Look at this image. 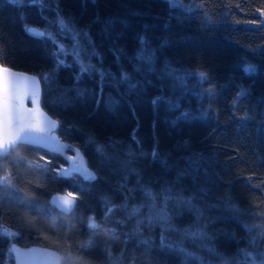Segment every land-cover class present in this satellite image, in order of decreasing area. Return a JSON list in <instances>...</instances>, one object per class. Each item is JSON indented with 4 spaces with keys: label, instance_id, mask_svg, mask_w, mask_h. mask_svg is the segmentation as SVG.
<instances>
[{
    "label": "trees",
    "instance_id": "obj_1",
    "mask_svg": "<svg viewBox=\"0 0 264 264\" xmlns=\"http://www.w3.org/2000/svg\"><path fill=\"white\" fill-rule=\"evenodd\" d=\"M0 64L40 77L97 174L61 177L63 157L27 144L0 156V264L13 242L62 264L264 253V0H0ZM55 193L76 196L70 214Z\"/></svg>",
    "mask_w": 264,
    "mask_h": 264
},
{
    "label": "water",
    "instance_id": "obj_2",
    "mask_svg": "<svg viewBox=\"0 0 264 264\" xmlns=\"http://www.w3.org/2000/svg\"><path fill=\"white\" fill-rule=\"evenodd\" d=\"M29 29L34 35L40 36V33H43L37 27ZM0 67L9 70L7 73H0V156L6 155L18 144L40 147L60 155L67 161V164L59 169V176L78 174L88 182L95 181L97 174L88 166L82 151L74 144L61 139L58 134L60 122L43 109L40 77L2 64ZM5 81L10 89L7 101L3 95ZM86 174L95 178L86 179ZM76 203L77 198L71 193H55L50 200L53 208L65 214H70ZM10 249L13 261L9 264H62L61 253L50 247H25L13 242Z\"/></svg>",
    "mask_w": 264,
    "mask_h": 264
},
{
    "label": "snow or ice",
    "instance_id": "obj_3",
    "mask_svg": "<svg viewBox=\"0 0 264 264\" xmlns=\"http://www.w3.org/2000/svg\"><path fill=\"white\" fill-rule=\"evenodd\" d=\"M8 3L11 4V5L20 7V6H23L26 3H32V0H8ZM25 31L28 32L30 35H33V32L30 29H28L27 27L25 28ZM40 35L42 36L43 33H40ZM65 66H67V61H65L64 64H61V68L65 67ZM53 67L55 68V65ZM8 71L9 70L7 68L0 67V73H7ZM244 71L251 73V72H254L255 69L254 68H251V67H247V68L244 69ZM77 74H80V73L78 72ZM96 74L99 77V73H96ZM84 75H87V73H84ZM122 78L125 79V80L128 79V77H125V74L124 73L122 74ZM74 83H77L78 84V82L75 81V78H74ZM13 87H14V85H13ZM12 88H11V90H12ZM9 90L10 89L8 87V84L5 81L4 82V90H3V95L5 97V101H7V98L9 96ZM75 90L77 91V95L78 96H82L84 94V92L86 91L84 89H80L79 87H77ZM154 103H155V101H154ZM185 115H187V114H185ZM77 171H79V169H77ZM85 178L86 179H94L95 177L93 175L86 174L85 175Z\"/></svg>",
    "mask_w": 264,
    "mask_h": 264
},
{
    "label": "rangeland",
    "instance_id": "obj_4",
    "mask_svg": "<svg viewBox=\"0 0 264 264\" xmlns=\"http://www.w3.org/2000/svg\"><path fill=\"white\" fill-rule=\"evenodd\" d=\"M173 5H177L179 0H168ZM7 234L10 235V238H12V233L10 231H7ZM251 257H254L253 254H248ZM254 264V263H253ZM255 264H264V253L255 255Z\"/></svg>",
    "mask_w": 264,
    "mask_h": 264
}]
</instances>
